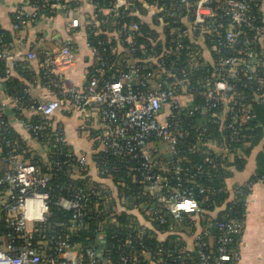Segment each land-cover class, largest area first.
<instances>
[{
	"label": "built area",
	"instance_id": "built-area-1",
	"mask_svg": "<svg viewBox=\"0 0 264 264\" xmlns=\"http://www.w3.org/2000/svg\"><path fill=\"white\" fill-rule=\"evenodd\" d=\"M44 1L23 0L16 6L14 35L23 43L22 30L45 14L44 8L50 7L45 15L52 17L60 7H70L67 12H74L67 28L74 34L86 26L93 65L84 83L78 85L66 73L76 62L69 39L50 48L45 36L38 38V47L26 58L14 43L0 41V60L7 67L0 79V264H239L236 245L245 218L232 217L214 224L221 231L218 255L213 251L216 235L210 224L200 229L194 223V228L186 231L177 225L188 217L204 219L193 187L182 184L188 173L182 166L186 157L181 156L183 139L193 138L188 145L192 151L232 153L227 140L214 136L213 124L231 129V139L236 140L256 117L253 103L264 102L262 60L253 47L264 41V30L254 23L250 1L90 0L94 14L83 20L73 0ZM149 8L158 12V27L144 31ZM137 16L139 20L134 18ZM247 30H254L251 38ZM227 48L234 53L227 54ZM34 59L39 61V80L47 95L55 94L51 98L33 94L29 85L12 94L5 85L17 68H27V61ZM246 86L250 92L243 89ZM2 91L8 98H2ZM72 107L98 113L102 130L95 136L102 151L122 161L140 163L118 173L115 164L106 161L99 165L95 159L90 162L70 151L66 152L68 158L58 159L63 143L68 142L55 115ZM182 116L195 117L194 123L184 127L179 122ZM22 134L30 139L27 143ZM40 144L46 146L47 157L33 159L30 153ZM205 161L216 165L209 155ZM90 168L111 181L115 193L110 185L99 184L66 187L73 192L53 196L55 169L76 177ZM124 174H135L131 181L139 188L141 200L136 205L134 197L131 200L126 195L131 181L128 184ZM223 188L227 192V186ZM245 188L230 190L233 199L238 201L248 191ZM201 190L207 189L203 186ZM119 199L133 203L139 213L138 224L123 225L116 217H106L93 245L85 247L73 241L93 209L99 218L101 201ZM54 208L66 218L71 215L54 225L60 232L54 229L38 240V224L47 222ZM155 219L168 223L169 230L160 232L153 225ZM106 224L135 230L113 235L110 247ZM157 234L161 239L169 235L176 238L170 246L155 245L152 239Z\"/></svg>",
	"mask_w": 264,
	"mask_h": 264
},
{
	"label": "trees",
	"instance_id": "trees-1",
	"mask_svg": "<svg viewBox=\"0 0 264 264\" xmlns=\"http://www.w3.org/2000/svg\"><path fill=\"white\" fill-rule=\"evenodd\" d=\"M251 3V14L254 17V23L261 27L264 30V13L262 10V5L264 0H249ZM44 0H40V3H44ZM50 7L44 8L46 12L49 11ZM15 18V16H14ZM136 20H139V16L134 17ZM151 26L149 24H145L143 26L144 31H149ZM155 29V28H153ZM248 29V28H247ZM157 30V29H156ZM153 32V31H152ZM247 37L251 38L254 35V30H247ZM141 39V38H140ZM13 35L10 31L5 29L1 23H0V41L2 43H8L13 41ZM254 50L258 53L259 57H261V71L260 73L264 75V41L258 42L256 44H253ZM234 53L233 50L227 48V54ZM112 60V58H111ZM6 62L0 60V73L2 75H5L6 70ZM200 72V71H199ZM202 74V73H201ZM198 74V75H201ZM5 85L8 86L9 90H11L12 94H15L18 90L22 91V89L26 86L22 80H20L17 77H14L13 75L7 78L5 81ZM244 90L247 92H250V87L246 86L243 87ZM252 91V90H251ZM264 93V92H263ZM200 99L197 100V103H200ZM253 110L256 114L255 119L252 120L251 124L242 132V136L238 137L236 140L231 139L232 130L227 128L225 130L223 127L213 124V130L214 136L219 139V141L227 140V145L230 146V149L232 152L237 153L240 149L245 153L246 155H249L252 151V149L260 144L262 137L264 135V102H254L253 103ZM198 117V115L196 116ZM195 117H187L182 116V119L179 121L184 127H189L194 123ZM228 123V121H227ZM193 141V138L187 137L183 139L181 143V156H186L182 160V166L185 171H187V174H184V179L182 180V184L184 187H193L196 197L201 202V208H202V215L204 217L203 220H201L199 217L196 219L194 218H186V222L182 225H177L179 230L186 231L189 230L190 227L194 228V223L197 226V224L200 226V229L204 227L205 225H211L210 228H213L212 231L213 234L216 235L214 237V254L218 255V246H219V236L221 235V231L217 228H215L214 224L221 223L224 221H227L228 219L232 217H243L246 219V198L248 196L249 192H246L244 195H241L239 200H235L232 197V193L230 192L227 183L225 182V175L227 172H232L231 166L236 165L237 168H243L244 159L243 156L237 155L232 157L231 154L227 155V157H223V155H217L214 152H210L209 154L203 153L199 150L192 151L189 149V143ZM54 143H56V140H54ZM240 148V149H239ZM63 152L59 153L56 157L60 159L61 161L68 158L66 156V152L70 151L69 144L63 143L62 145ZM73 153V152H72ZM75 154V153H73ZM210 156L214 158L216 165L213 167L211 163L205 161L206 156ZM41 158V157H40ZM38 159V158H37ZM93 159H95L99 165H102L107 161L109 165H117L119 168V172H126L127 167L132 164H139L140 160H131V161H122L118 159L115 156L107 155L105 151H101L100 153L96 154ZM258 170L257 175H255L254 178H264V150L261 151L258 155ZM103 161V162H102ZM137 161V162H136ZM74 161L72 160V163ZM196 166V167H193ZM197 166H202L201 170L197 169ZM92 169V168H90ZM54 175L52 177V194L55 198L59 197L63 193H70L73 191H70L66 187L70 188H77L84 187L88 188L90 186H98L99 184L104 186L110 185V191L115 193V187L111 186V181L104 179L103 177L96 176L93 174L92 170L84 171L82 175L76 176V177H69L62 171H57L56 169L53 171ZM52 172V173H53ZM96 172V171H95ZM127 178L128 184L130 183L131 179H134L135 174H124ZM253 178V179H254ZM59 185V186H58ZM130 188L126 191V195L130 196V199L132 200L134 205L138 204V201L140 200L139 197V188L134 185V183L131 181ZM204 186L206 188V191H202L201 188ZM227 186V192L224 191V188ZM242 187H246L242 186ZM245 188V189H246ZM249 190V188H248ZM138 197V198H137ZM239 197V196H238ZM237 197V198H238ZM129 199V200H130ZM124 199H119L116 201H113V203L108 202H100V209H103V212L99 215V218L96 216V210L89 215H87L85 218L86 225L83 227H80L76 234L73 235V241L80 242L83 244V246H90L93 245L95 238H96V231L103 227L102 221L106 219V217H116L118 221H120L123 225H134L138 224L140 220L138 219V212L137 210H134L133 203L132 202H125ZM130 200V201H131ZM137 200V201H136ZM133 205V206H132ZM222 206H225L224 210L219 213L217 210L222 208ZM245 213V216L243 214ZM70 213L68 214V217H70ZM138 216V217H137ZM64 213H61V210L58 208H54L53 215L50 217V219L47 222L39 223V231L36 232V236L38 240H41V235L43 233L51 234L52 230L58 229L57 226H54L59 220H68ZM144 220L146 222L147 220ZM142 222V221H141ZM147 223V222H146ZM153 225L155 228H158L160 232L164 230H169L168 223H162L160 219H155L153 222ZM183 226V227H182ZM105 230L108 233V241L109 246H113V242L115 239L113 238V235L117 234L118 232H126V228H121L117 225H105ZM135 230V227H131L128 230ZM149 230V229H148ZM4 232V229L1 230V233ZM58 232L60 230L58 229ZM63 232H66V230H63ZM49 238V237H47ZM164 238V237H163ZM176 238L175 235H169L167 238L161 239L160 236L157 234L155 238L152 239L155 245L162 244L165 246H170L174 243V239ZM183 245L185 244L182 242ZM186 245V244H185ZM51 247V245H50ZM112 256L116 259L117 254L112 253Z\"/></svg>",
	"mask_w": 264,
	"mask_h": 264
},
{
	"label": "crops",
	"instance_id": "crops-1",
	"mask_svg": "<svg viewBox=\"0 0 264 264\" xmlns=\"http://www.w3.org/2000/svg\"><path fill=\"white\" fill-rule=\"evenodd\" d=\"M22 1L0 0V23L12 33V41L18 46L21 55L26 58L30 51L36 50L38 38L42 39L44 36L47 40L46 45L50 48L59 47L63 41L69 39L74 47L76 62L74 67L70 68L66 73L78 85H82L88 70L93 65V58L87 44L86 26H82L81 31L71 34L66 23L74 11L67 12L68 9L72 8L60 7L55 16L49 17L42 14L35 18L32 23H29L22 30V37L24 39L22 43L19 37L16 34L14 35L16 32L13 30V11ZM73 2L78 3L79 10L77 12L81 20L94 14V7L90 0H73ZM262 10L264 13V2ZM157 13L156 9L149 8V12L144 17L145 22L151 28L158 27L155 16ZM27 62L29 66L27 68H17L14 72V77L29 85L33 94L46 96L48 94L47 89L39 80V61L34 59ZM0 79H2V73H0ZM2 95V98L4 96L8 98L5 91H2ZM53 95L55 94H50L46 97L51 98ZM87 110L72 107L69 112H58L55 115V119L63 126L70 150L77 156H86L91 162L93 157L102 151V143L98 136H95L97 130L101 132L102 122L95 110L88 108ZM14 126L16 128L19 127L16 124ZM22 139L26 143L30 140L26 134H22ZM38 146L35 145L34 148L37 149ZM263 150L264 135L260 144L256 145L249 155L243 153L241 149L237 152L245 160L243 168H237L236 165H233L231 166L232 172H227L225 175V182L229 190L233 191L235 188L245 185L249 188L246 198L245 228L236 245L240 257L239 264H264V178H254L258 170L257 158ZM221 152L225 155L224 157L231 154L232 159L237 155L234 152ZM37 158L42 160V155H38ZM90 170L97 176L95 168ZM224 208L225 206H222L217 212H221Z\"/></svg>",
	"mask_w": 264,
	"mask_h": 264
},
{
	"label": "rangeland",
	"instance_id": "rangeland-1",
	"mask_svg": "<svg viewBox=\"0 0 264 264\" xmlns=\"http://www.w3.org/2000/svg\"><path fill=\"white\" fill-rule=\"evenodd\" d=\"M30 155H32L33 159H35V157H37L38 155L39 156L42 155V158L44 159L47 157V148L46 146L40 144L37 149H35L34 151L30 153ZM224 156L225 155H223V157Z\"/></svg>",
	"mask_w": 264,
	"mask_h": 264
}]
</instances>
